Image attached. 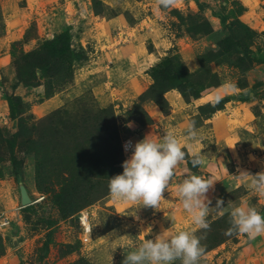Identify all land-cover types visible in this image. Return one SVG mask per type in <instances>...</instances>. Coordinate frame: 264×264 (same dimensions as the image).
Masks as SVG:
<instances>
[{
  "label": "rangeland",
  "instance_id": "1",
  "mask_svg": "<svg viewBox=\"0 0 264 264\" xmlns=\"http://www.w3.org/2000/svg\"><path fill=\"white\" fill-rule=\"evenodd\" d=\"M168 132L186 157L158 208L114 202L125 142ZM260 172L264 0H0V264H122L165 230L201 237L199 264H264V233L224 234L236 206L264 216ZM193 174L213 182L208 230L177 194Z\"/></svg>",
  "mask_w": 264,
  "mask_h": 264
},
{
  "label": "clouds",
  "instance_id": "2",
  "mask_svg": "<svg viewBox=\"0 0 264 264\" xmlns=\"http://www.w3.org/2000/svg\"><path fill=\"white\" fill-rule=\"evenodd\" d=\"M178 0H155L159 9H169ZM229 87L235 88L234 85ZM220 97L213 98V104L219 102ZM131 125H129L130 127ZM189 139H196L198 133L194 122H189L186 128ZM126 152L131 151L128 159L123 161L122 174L109 179V196L114 202L135 204L157 209L163 198L174 169L186 157L185 151L177 136L173 132L163 135L162 139L152 140L146 136L143 140L133 144L126 141ZM191 164L198 167L204 163L201 156L193 153ZM250 187L259 195L264 196V172L251 175ZM213 182L204 180L197 175H191L177 185V194L182 208L191 215L192 223L200 230H208V205L211 201L207 197ZM215 208L222 210L224 203L216 200ZM223 215V212H221ZM230 227L225 231L226 236L247 235L249 239L264 233V216L254 207L236 206L229 213ZM92 226L86 231L90 234ZM201 237L188 231H162L154 239H144L135 251L125 254L122 264H199L204 248L200 243Z\"/></svg>",
  "mask_w": 264,
  "mask_h": 264
},
{
  "label": "water",
  "instance_id": "3",
  "mask_svg": "<svg viewBox=\"0 0 264 264\" xmlns=\"http://www.w3.org/2000/svg\"><path fill=\"white\" fill-rule=\"evenodd\" d=\"M21 197H22V204L24 206H26V205L31 203V200H30V198H29V196H28V194H27L25 189H22Z\"/></svg>",
  "mask_w": 264,
  "mask_h": 264
},
{
  "label": "built area",
  "instance_id": "4",
  "mask_svg": "<svg viewBox=\"0 0 264 264\" xmlns=\"http://www.w3.org/2000/svg\"><path fill=\"white\" fill-rule=\"evenodd\" d=\"M10 224V221L0 214V232Z\"/></svg>",
  "mask_w": 264,
  "mask_h": 264
},
{
  "label": "bare ground",
  "instance_id": "5",
  "mask_svg": "<svg viewBox=\"0 0 264 264\" xmlns=\"http://www.w3.org/2000/svg\"><path fill=\"white\" fill-rule=\"evenodd\" d=\"M81 215H82V216H81V217H82V222H83V224H85V226L87 227V226H88V222H87L86 219H85V216H86L85 211L82 212ZM86 218H87V216H86Z\"/></svg>",
  "mask_w": 264,
  "mask_h": 264
},
{
  "label": "trees",
  "instance_id": "6",
  "mask_svg": "<svg viewBox=\"0 0 264 264\" xmlns=\"http://www.w3.org/2000/svg\"><path fill=\"white\" fill-rule=\"evenodd\" d=\"M226 100H229V99H226ZM31 204L30 205H27V206H25L26 208H31Z\"/></svg>",
  "mask_w": 264,
  "mask_h": 264
}]
</instances>
